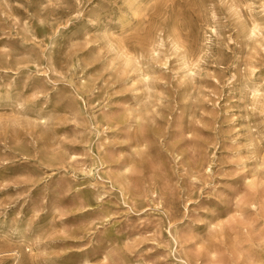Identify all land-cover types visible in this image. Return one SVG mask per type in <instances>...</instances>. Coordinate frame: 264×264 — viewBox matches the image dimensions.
<instances>
[{
	"label": "rangeland",
	"instance_id": "374dc122",
	"mask_svg": "<svg viewBox=\"0 0 264 264\" xmlns=\"http://www.w3.org/2000/svg\"><path fill=\"white\" fill-rule=\"evenodd\" d=\"M0 264H264V0H0Z\"/></svg>",
	"mask_w": 264,
	"mask_h": 264
}]
</instances>
